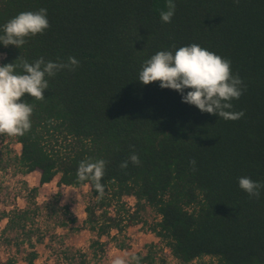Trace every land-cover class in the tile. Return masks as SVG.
Wrapping results in <instances>:
<instances>
[{"label":"trees","instance_id":"trees-1","mask_svg":"<svg viewBox=\"0 0 264 264\" xmlns=\"http://www.w3.org/2000/svg\"><path fill=\"white\" fill-rule=\"evenodd\" d=\"M175 2L171 23H163L166 0H0V26L40 8L47 9L50 24L20 49L0 46V64L18 57V65L40 57L79 62L48 78L45 99L22 98L34 106L32 126L12 136L21 144L19 154L12 157L10 150L4 159L0 152L1 168L13 162L23 174L39 170L40 185L57 176L59 187L89 184L84 228L97 234L90 245L94 256L107 252L101 238L113 229L121 234L147 225L142 212L149 205L159 219L148 228L163 245L150 243L146 253L130 256H140V264H169L165 248L180 264H206V257L210 264H264V189L259 198L250 197L238 185L241 177L264 184V0ZM193 43L231 61L232 74L243 82L230 110L242 112L239 119L202 113L159 81L137 80L158 51ZM133 154L138 164L131 162ZM100 159L106 161L103 195L77 174L81 162ZM29 190L28 208L0 211V220L7 219L0 246L15 245L19 252L27 244L24 261L35 264L39 187ZM124 196H135L133 209ZM59 209L68 215L62 227L77 221L69 205ZM44 239L37 236L39 243ZM81 256L86 263V254ZM16 263L10 257L5 264Z\"/></svg>","mask_w":264,"mask_h":264},{"label":"clouds","instance_id":"clouds-1","mask_svg":"<svg viewBox=\"0 0 264 264\" xmlns=\"http://www.w3.org/2000/svg\"><path fill=\"white\" fill-rule=\"evenodd\" d=\"M166 9L160 12V19L163 23H171L176 10L175 0H166ZM49 27L46 8L21 12L0 26V46L11 45L20 49L28 38L42 35ZM15 61L0 64V134L23 136L31 129L34 106L22 98L27 94L36 100L45 99L48 78L65 68L77 66L79 62L74 57H69L68 64L46 61L43 57L31 63L23 60L19 65ZM137 80L143 85L159 81L162 89L176 91L182 103L195 106L202 113L225 120H236L243 115L230 111L233 107L231 101L238 100L243 94V82L232 74L231 61L195 43L179 47L174 52L158 51L142 65ZM130 160L133 164L139 163L137 155H131ZM192 163L194 165L195 161ZM121 166L127 167V162ZM105 167L103 159L84 161L77 174L82 181L94 182L96 192L103 195L105 188L101 181ZM238 185L250 197L259 198L264 189V184L249 177L239 178ZM140 262L141 257L134 255L127 264ZM114 264H126V261L116 259Z\"/></svg>","mask_w":264,"mask_h":264},{"label":"rangeland","instance_id":"rangeland-1","mask_svg":"<svg viewBox=\"0 0 264 264\" xmlns=\"http://www.w3.org/2000/svg\"><path fill=\"white\" fill-rule=\"evenodd\" d=\"M4 54H0V61L4 58ZM12 151L13 154L21 152V144L16 143L12 136L5 135L0 139V152L4 159H8L7 152ZM10 157V154H9ZM4 164L7 165L5 162ZM0 164V211L6 209L13 210L15 207L20 209L28 208V201L31 197L30 188L39 187L36 197V203L40 207L36 219V232L32 235V241L39 253L35 264H82V253H85L86 263L84 264H114L116 259H124L129 262L132 254L137 252L146 253L147 245L150 243H159L163 245L161 240L152 232L148 226L159 219V216L154 209L146 205V209L142 215L147 221V225L138 224L127 228L121 234H118L116 229L111 231L110 235L103 236L101 241H107V252L99 256H94L90 245L94 239H97V234L84 228L87 213L86 205L92 201L91 187L89 184L81 187L62 186L59 187L57 182L60 176H57L50 183L40 185V171L35 170L28 174H23L17 170L13 162H9L7 168H1ZM61 193V197L57 198V194ZM123 200L127 203V207L134 208L136 198L133 196H124ZM60 205H69L71 215L76 217L75 223H70L69 227H62L60 222L67 219L68 215L64 211H60ZM30 207H34L33 204ZM112 215L115 210L111 209ZM7 219L0 220V235L5 227ZM43 234L44 241L37 242V236ZM10 237L15 236V232L7 233ZM117 235V236H116ZM113 237H117L114 240ZM124 242L125 249H121L119 245ZM27 244H22L19 252H16V246L6 244L0 246V264H5L10 257H17L16 264H27L24 261L25 254L30 251ZM168 253L169 264H180L177 259L170 255L168 248H165ZM75 257V260H74ZM206 264H210L209 257L203 259ZM190 264H201L197 260Z\"/></svg>","mask_w":264,"mask_h":264},{"label":"built area","instance_id":"built-area-1","mask_svg":"<svg viewBox=\"0 0 264 264\" xmlns=\"http://www.w3.org/2000/svg\"><path fill=\"white\" fill-rule=\"evenodd\" d=\"M135 198V196H133Z\"/></svg>","mask_w":264,"mask_h":264}]
</instances>
